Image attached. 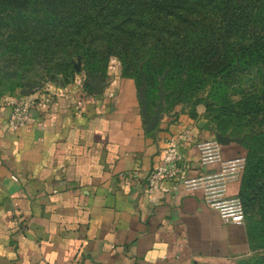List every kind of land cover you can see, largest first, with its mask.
<instances>
[{
  "label": "crops",
  "instance_id": "crops-1",
  "mask_svg": "<svg viewBox=\"0 0 264 264\" xmlns=\"http://www.w3.org/2000/svg\"><path fill=\"white\" fill-rule=\"evenodd\" d=\"M20 96L0 97V264H237L250 253L246 223L224 222L207 198L209 179L211 190L239 196V177L218 180L223 162L244 156L239 141L204 162L198 142L211 132L182 141L175 125L150 128L130 80L81 103L70 92L56 116L35 108V120L13 129L9 100ZM176 143L184 174L202 183L166 179L150 192V172Z\"/></svg>",
  "mask_w": 264,
  "mask_h": 264
},
{
  "label": "rangeland",
  "instance_id": "rangeland-1",
  "mask_svg": "<svg viewBox=\"0 0 264 264\" xmlns=\"http://www.w3.org/2000/svg\"><path fill=\"white\" fill-rule=\"evenodd\" d=\"M250 1L240 25L230 32L224 31V50L221 54L225 55L229 50H236L238 44L248 42L249 32L263 34L264 0ZM167 2L172 12L178 13L183 20H187L189 15L195 13L202 15L206 13V18H196L185 23L176 36L165 39L167 43L177 44L173 48H179L178 54L170 52L168 58L178 57L184 66L189 58L203 56V52L200 54L199 44L204 37V31L209 30L206 38L212 40V36H216V31L220 28L219 22L212 25L213 19L207 18L209 14L213 10L222 9L223 11L226 8L219 3L213 5L209 0H167ZM2 21L0 36L3 39L15 40L16 48H20V45L25 47L27 42L40 38L44 33L50 38V29L46 25L42 26L34 21L26 23H13L6 19ZM60 25L66 28L65 23ZM68 44L71 45L74 42H68ZM63 47L55 56H44L43 53L42 56L37 57L33 52H40V50L35 47L31 54L27 51L21 55L0 56L1 95L10 94L12 88H15L13 89L15 92L25 96L26 94L22 91L27 89L33 90L34 87L49 83L73 81L80 82L86 91L95 93L100 88L103 90L105 85L117 77L111 68L112 61L117 60L121 64L118 77L130 80L135 85L146 123L151 122L155 127L175 125L177 131L173 137L186 131L191 137L196 128H205L214 136L213 140H217L218 134L237 140L244 149V156L237 164L239 179L244 181L248 171L260 174L263 170L264 64H252L244 71L232 73L227 78L208 75L201 88L193 94L185 84V79L166 82L165 77L172 67L164 65L163 74L157 76L158 81L153 98L155 101H149L148 73L144 69V62L148 55L144 52L129 49L128 56L125 57L117 49L103 50L100 47L99 50L103 51L95 60L85 54L76 53L75 46L65 49ZM157 50L161 55L163 51ZM205 58L210 57L206 55ZM86 59L90 62L87 63ZM211 59L220 60L219 57ZM154 62L157 66L159 65V60ZM88 66L95 70L88 69ZM8 71L13 78L8 75ZM208 141L212 139L201 140L198 144ZM259 178H262L261 174L260 177H256V184ZM242 204L244 206L243 201ZM245 223L250 231L251 251L237 264H264V205L259 201L248 204Z\"/></svg>",
  "mask_w": 264,
  "mask_h": 264
},
{
  "label": "trees",
  "instance_id": "trees-1",
  "mask_svg": "<svg viewBox=\"0 0 264 264\" xmlns=\"http://www.w3.org/2000/svg\"><path fill=\"white\" fill-rule=\"evenodd\" d=\"M209 1L213 5L219 3L226 8L223 11L213 10L207 17L213 19L212 25L219 22L220 28L216 31V36H212V40L206 38L209 30L204 31V37L199 44L200 54L203 52V56L189 58L184 66L178 57L168 58L170 52L178 54L179 48H173L177 44L167 43L165 39L176 36L185 23L196 18H206V13H195L183 20L178 13L172 12L167 0H0V23L5 19L13 23L34 21L50 29V38L44 33L40 38L27 42L25 47L20 45V48H16L15 40L0 36V56L21 55L27 51L31 54L34 47L40 50L33 52L37 57L43 53L44 56H55L63 46V49L75 46L76 53L97 60V56L104 49H117L125 57L128 56L127 50L136 49L148 55L144 69L148 73L149 101H155L153 98L157 76L163 74L164 65L172 67L165 81L185 79V84L193 94L201 88L208 75L227 78L232 73L244 71L252 64H264V30L263 34L249 32L248 42L238 44L236 50H229L225 55L221 54L224 50V31L230 32L240 25L251 1ZM60 23H65L66 28ZM68 42L74 44L70 45ZM100 47L103 50H99ZM157 49L163 51L161 55ZM206 55L210 58H205ZM212 57H219L220 60L211 59ZM155 60H159L158 66ZM86 61L90 62L87 59ZM89 68L95 70L88 66ZM8 75L13 78L9 71ZM13 89L15 88H12V92H15ZM0 96L2 97L1 93ZM260 174L262 178L256 184V177H260ZM260 174L248 171L246 179L242 180L239 196L244 203L245 220L248 204L259 201L264 205V168ZM247 232L250 240L248 227Z\"/></svg>",
  "mask_w": 264,
  "mask_h": 264
},
{
  "label": "built area",
  "instance_id": "built-area-1",
  "mask_svg": "<svg viewBox=\"0 0 264 264\" xmlns=\"http://www.w3.org/2000/svg\"><path fill=\"white\" fill-rule=\"evenodd\" d=\"M121 64L117 60H113L111 63V68L114 73L117 74V77L114 80H117L120 74ZM74 84L75 88H71V85L59 84L53 88L50 84L43 85L41 87H34L33 95H25L20 97H13L9 100L11 106V112L9 115V126L13 129L25 126L29 124L32 120L36 118L33 117L32 113L35 108L42 114H53L56 116L58 113L59 98L66 97L68 93L72 92L75 94V99L80 103L81 98H85L88 92L84 89L83 85L80 82H71ZM79 97V99H78ZM38 117L37 120H39ZM52 120V117L49 118ZM190 137V133L186 131L181 133L179 136H176L177 140L186 141ZM199 147L202 150V160L204 162L220 160L221 159V149L222 144L218 140H212L208 142L199 143ZM173 155L165 166L157 167L153 169L147 179L149 185V191L152 192L155 186L163 180H178L182 183L187 189L196 188L199 184L202 183V179L188 178L184 174L180 162L182 160V153L179 150L178 144L173 145ZM237 161H227L223 162V171L221 176L218 177V180L224 185L228 181L238 178V163ZM204 181V180H203ZM208 183L207 188L209 191L207 198L212 204L219 209L221 217L226 223H237L242 224L245 222V209L242 204L240 196L235 197H226L224 192L221 190H211L213 188L212 181L213 179L206 180ZM204 181V182H206ZM203 182V183H204ZM210 185V187H209Z\"/></svg>",
  "mask_w": 264,
  "mask_h": 264
},
{
  "label": "water",
  "instance_id": "water-1",
  "mask_svg": "<svg viewBox=\"0 0 264 264\" xmlns=\"http://www.w3.org/2000/svg\"><path fill=\"white\" fill-rule=\"evenodd\" d=\"M33 92V90L31 89H27V91H22V93H24V94H26V95H30L31 93ZM102 92V89L100 88L99 90H98V93H101ZM149 124L151 125V127L150 128H153L154 127V125L151 123V122H149ZM217 140H218V142H220L221 144H227V143H229L230 141H237V140H234V139H232V138H227V137H225V136H222L221 134H218L217 135Z\"/></svg>",
  "mask_w": 264,
  "mask_h": 264
}]
</instances>
